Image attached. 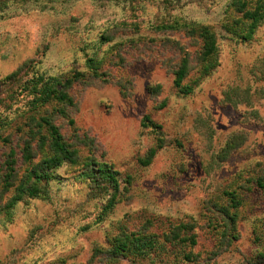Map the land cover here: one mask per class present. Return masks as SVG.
Returning a JSON list of instances; mask_svg holds the SVG:
<instances>
[{
    "label": "rangeland",
    "instance_id": "rangeland-1",
    "mask_svg": "<svg viewBox=\"0 0 264 264\" xmlns=\"http://www.w3.org/2000/svg\"><path fill=\"white\" fill-rule=\"evenodd\" d=\"M188 1L0 0V164L9 163L0 169V264H133L108 251L115 237L140 233L147 221L156 232L195 221L194 253L206 259L213 250L203 203L264 162V24L252 41L237 40L224 30L238 19L227 11L230 0ZM186 19L214 29L219 66L209 77L194 70L178 86V54L164 47L198 41L176 30ZM33 75L74 82L62 90L74 105L67 116L54 104L40 115L76 158L52 170L39 197L12 205L22 176L51 156L38 137L31 154L22 144L40 123L31 106ZM238 132L248 135L246 145L219 162ZM12 165L17 177L8 192L3 173ZM100 167L118 185L103 182ZM248 201L240 239L219 264L253 255L256 235L264 247V198Z\"/></svg>",
    "mask_w": 264,
    "mask_h": 264
},
{
    "label": "trees",
    "instance_id": "trees-1",
    "mask_svg": "<svg viewBox=\"0 0 264 264\" xmlns=\"http://www.w3.org/2000/svg\"><path fill=\"white\" fill-rule=\"evenodd\" d=\"M198 2L200 1L190 0L187 4L189 6L198 4ZM227 11L238 15V19L224 25L227 34L238 38L237 40L252 41L257 30L264 24V0H230L227 3ZM170 30L175 29L166 31ZM176 30L185 31L191 40H198L187 46L177 41L165 45L164 48L173 50L178 54L176 59L178 64L175 65L173 71L176 84L181 86L194 70H198L202 77L211 76L214 68L219 66L217 57L220 54L218 36L214 29L195 20H188L178 25ZM191 48L197 50L192 52ZM41 63L42 61H40ZM40 64L38 63L37 66ZM89 64L90 69L97 71L98 66L95 60H90ZM102 64L99 63V66ZM32 82L36 87L34 93L36 98L32 100L31 106L37 114L40 115L42 107L54 104L58 112L67 116V107H74L72 99L68 97L66 92H62L64 86H73L74 82L70 83L68 79L63 80V76L45 78L43 75H33ZM29 83L30 81H27V84ZM185 91L188 95L192 92L191 88ZM39 121L37 128H34L29 135L30 141H22L24 150L27 154H31L32 143L38 137L39 148L43 151L47 150L51 156L46 158L43 163L33 167L28 175L22 176L19 185L16 187L17 197L13 199L12 205L23 200L25 196L28 198L39 197L40 185L43 182L49 184L53 178L52 170L61 168L67 162H74L76 158V153L69 150L59 129L51 122V119L40 115ZM0 127H2L1 124ZM247 138L248 135L245 132L232 134L221 153L219 151L217 160L222 163L227 162L246 145ZM151 155L155 158V151H152ZM1 163L0 169L5 170V166H9L8 161L3 160ZM9 171L7 176L4 175L6 172L3 173V178L6 179L5 183L2 181L8 192L15 186L17 177L14 175L13 165L12 168L9 167ZM88 171L95 172L94 169H88ZM99 172L103 182L118 185L115 173H109L102 167H100ZM115 188L118 190L117 186ZM255 196L258 199L264 198V162H257L254 166L238 173L227 188L219 190L215 196L203 203L204 215L207 220L204 228L209 231L214 240L213 250L208 253L206 259H202L201 255L194 253V248L198 245L199 240L196 232L199 226L195 221L173 225L166 232H156L153 230V223L147 221L140 233L124 231L115 237L114 243L111 245L112 249L108 253L113 256L114 260L127 259L133 264H141L140 262L143 261H150L153 264H219V260L224 256L231 255L235 244L239 241L240 211L249 204L248 200L255 198ZM115 197L116 195L113 198ZM117 203L113 199V202L107 207L108 211L113 210ZM256 240L258 247L253 255L242 258L237 264H264V247L260 236L256 235Z\"/></svg>",
    "mask_w": 264,
    "mask_h": 264
}]
</instances>
